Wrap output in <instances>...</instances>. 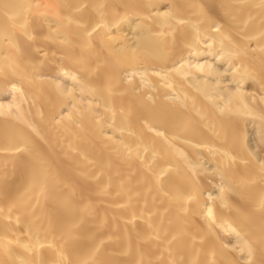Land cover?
Segmentation results:
<instances>
[{"label": "bare ground", "instance_id": "6f19581e", "mask_svg": "<svg viewBox=\"0 0 264 264\" xmlns=\"http://www.w3.org/2000/svg\"><path fill=\"white\" fill-rule=\"evenodd\" d=\"M0 264H264V0H0Z\"/></svg>", "mask_w": 264, "mask_h": 264}]
</instances>
